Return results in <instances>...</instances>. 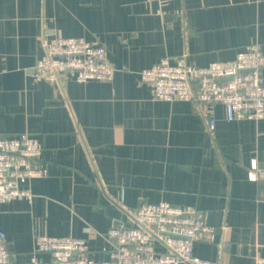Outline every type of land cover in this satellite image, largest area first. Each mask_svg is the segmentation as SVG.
Listing matches in <instances>:
<instances>
[{
	"label": "crops",
	"instance_id": "crops-1",
	"mask_svg": "<svg viewBox=\"0 0 264 264\" xmlns=\"http://www.w3.org/2000/svg\"><path fill=\"white\" fill-rule=\"evenodd\" d=\"M55 37L99 42L114 81H36ZM253 44L264 52V0H0V139L40 141L49 173L30 183L32 202L0 205L14 261L27 263L40 236L86 239L104 260L103 234L135 227L144 203H169L207 213L216 231L195 256L264 264V179L249 180L253 162L264 168V120L157 101L140 81L163 59L207 68Z\"/></svg>",
	"mask_w": 264,
	"mask_h": 264
},
{
	"label": "built area",
	"instance_id": "built-area-1",
	"mask_svg": "<svg viewBox=\"0 0 264 264\" xmlns=\"http://www.w3.org/2000/svg\"><path fill=\"white\" fill-rule=\"evenodd\" d=\"M115 74L103 45L76 38L55 37L43 43V55L34 67L35 80L52 86L62 77L78 84L111 83ZM140 81L153 89L157 101L189 102L203 110L221 105L227 123L264 120V52L258 44L246 47L233 61L207 68L190 66L180 58L163 59L141 72ZM215 127L211 120L209 130ZM42 153L40 141L27 134L0 139V205L32 202L30 183L49 174ZM259 179H264V168L253 162L249 180ZM206 214L169 203H144L134 212L135 227H112L102 235L108 247L103 249L107 258L101 261L94 259L86 239L40 236L30 260L17 263L0 231V264H219L194 254L195 243L215 240Z\"/></svg>",
	"mask_w": 264,
	"mask_h": 264
}]
</instances>
